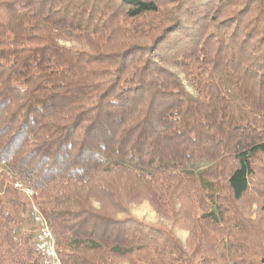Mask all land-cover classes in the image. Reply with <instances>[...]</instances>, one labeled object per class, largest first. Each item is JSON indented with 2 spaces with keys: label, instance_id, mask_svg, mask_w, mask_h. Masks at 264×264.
Segmentation results:
<instances>
[{
  "label": "trees",
  "instance_id": "trees-1",
  "mask_svg": "<svg viewBox=\"0 0 264 264\" xmlns=\"http://www.w3.org/2000/svg\"><path fill=\"white\" fill-rule=\"evenodd\" d=\"M263 159L264 0H0V264L14 179L59 264H264Z\"/></svg>",
  "mask_w": 264,
  "mask_h": 264
},
{
  "label": "rangeland",
  "instance_id": "rangeland-1",
  "mask_svg": "<svg viewBox=\"0 0 264 264\" xmlns=\"http://www.w3.org/2000/svg\"><path fill=\"white\" fill-rule=\"evenodd\" d=\"M65 45H69V43H66ZM264 160V159H263ZM207 167L204 163H196L194 165H190L187 167L189 171H192L195 175H197L200 171L205 169ZM6 170L3 164H0V174ZM9 177L13 179L14 177L12 174L8 173ZM15 182L14 186L20 187L23 183L17 179H14ZM17 184V185H16ZM23 191H21L22 195L24 196V199H26L28 206H29V213L26 216V222L22 226H19L15 228V236L16 239L21 238V236L26 235L31 244L42 250L45 253L46 261L45 264H59L56 259V254L54 251L55 247V239L50 232V229L46 225V223L43 221L41 216L37 213L36 209L34 208V204L31 200L32 191L27 188L21 186ZM254 209V206H253ZM131 214L138 219L143 224L158 226V227H168L169 229H172L176 236L181 240L182 243L185 242L187 237V232L182 229L174 228L171 225H168L166 221L160 219L154 210L151 208V206L146 202L143 201L140 204L133 205L131 207ZM224 264H233V261L227 257L224 260Z\"/></svg>",
  "mask_w": 264,
  "mask_h": 264
},
{
  "label": "built area",
  "instance_id": "built-area-1",
  "mask_svg": "<svg viewBox=\"0 0 264 264\" xmlns=\"http://www.w3.org/2000/svg\"><path fill=\"white\" fill-rule=\"evenodd\" d=\"M17 185V184H16ZM18 189H20L21 191H23V189L21 188V186L20 187H17Z\"/></svg>",
  "mask_w": 264,
  "mask_h": 264
}]
</instances>
